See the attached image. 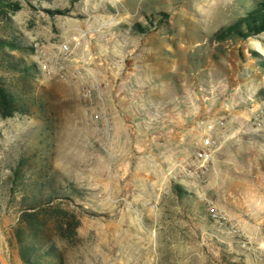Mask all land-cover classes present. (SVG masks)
Segmentation results:
<instances>
[{
  "label": "rangeland",
  "instance_id": "374dc122",
  "mask_svg": "<svg viewBox=\"0 0 264 264\" xmlns=\"http://www.w3.org/2000/svg\"><path fill=\"white\" fill-rule=\"evenodd\" d=\"M17 2L18 11L0 17V41L19 47L0 48V81L26 110L0 119L1 251L8 262L24 264L13 237L24 205L21 195L30 192L29 183H39L43 177L45 186L37 189L44 197L54 190L53 205L74 216L78 226L67 234L65 227L52 223L48 244L38 246L44 251L36 253L38 264H264L263 247L254 257L249 254L252 245L250 249L240 243L228 246L212 227L202 202L204 229L198 234L188 228L192 217L183 216L171 204L152 212L147 190L132 185L126 189L124 182L101 180L100 175L90 179L94 150L86 145L90 137L78 90L55 74L46 75L36 52L43 45L52 55L55 46L79 30L102 34L109 28H123L150 34L154 42L171 46L174 65L187 67L188 72L205 68L217 79H228L236 69L248 75L249 69H264V32L224 41H216L214 35L245 18L264 0ZM136 24L145 33L136 31ZM262 77L263 70L256 79ZM95 151L99 154L100 149ZM21 158L27 160L22 167L25 192L21 184L10 188L8 181ZM28 238L25 234V245L30 244Z\"/></svg>",
  "mask_w": 264,
  "mask_h": 264
},
{
  "label": "crops",
  "instance_id": "0c3cea01",
  "mask_svg": "<svg viewBox=\"0 0 264 264\" xmlns=\"http://www.w3.org/2000/svg\"><path fill=\"white\" fill-rule=\"evenodd\" d=\"M149 35L123 28L102 34L79 30L62 42L72 55L63 63L65 77L55 75L78 90L80 102L81 87H91L95 101L82 102L84 119L88 112H99L110 127L109 133L86 129L94 150L90 159L95 161L89 178L100 175L101 180L124 182L126 189L132 185L147 190L152 212L171 204L192 217L189 229L202 234L204 206L190 185H162L156 173L202 145L203 121L223 119L226 128L206 193L242 229L252 245L249 254L255 257L254 252L264 248V189L250 173L254 168L264 170V131L254 132L249 120L251 108L259 107L264 122V77L256 79L264 69H249L248 75L236 69L228 79L223 77L228 89L212 92L211 85L221 79L205 68L188 72L187 67L174 65L171 46L154 42ZM58 51L55 46L52 55ZM73 75L76 80H71ZM230 133L236 137L225 141L222 137ZM190 199L194 201L185 203Z\"/></svg>",
  "mask_w": 264,
  "mask_h": 264
},
{
  "label": "built area",
  "instance_id": "2783aa9c",
  "mask_svg": "<svg viewBox=\"0 0 264 264\" xmlns=\"http://www.w3.org/2000/svg\"><path fill=\"white\" fill-rule=\"evenodd\" d=\"M76 39H74V42ZM39 54V65L46 75L57 73L61 78L65 77L64 62L70 60L72 49L67 43L59 46V51L55 55H47L41 47L36 50ZM77 76H71V80H76ZM227 81L221 79L214 82L209 88L214 92L218 89H228ZM237 89L238 87H234ZM254 97V96H253ZM80 99L87 105L95 101L94 90L91 87L82 86L80 89ZM253 116L249 120L252 130L256 133L264 131V122L262 120V111L258 108H251ZM205 132V138L201 146L193 150L188 155L180 158L178 161L171 163L159 169L156 176L162 185H182L188 183L191 187V193L199 199L208 213L209 220L215 232L221 239L231 246L234 243H240L241 247L247 246L250 249V243L245 237L242 229L232 219L227 217L218 206L207 197L206 186L208 184V174L213 168L214 154L221 147L220 136L226 128V122L223 119L213 121H203L201 124ZM84 128L87 130L104 131L109 133L110 127L107 118L99 112H88L84 119ZM107 136V134H106ZM236 137V133H230L223 136L225 141ZM86 145L91 147L92 140L87 139ZM103 150L106 151L105 146ZM250 176L252 180L260 183V188L264 189V170L259 168L252 169Z\"/></svg>",
  "mask_w": 264,
  "mask_h": 264
},
{
  "label": "trees",
  "instance_id": "16d2710c",
  "mask_svg": "<svg viewBox=\"0 0 264 264\" xmlns=\"http://www.w3.org/2000/svg\"><path fill=\"white\" fill-rule=\"evenodd\" d=\"M19 9L20 6L17 0H0V17H6V15ZM134 29L139 33H145V29L139 24L134 25ZM261 32H264V2L258 4L245 18L217 31L214 39L216 41H224L230 37L246 39ZM0 48L17 50L19 47L13 42L0 41ZM24 108L25 105L0 81V119L11 118L16 113H25ZM26 161L21 158L16 162L8 180L11 184L10 188L21 184L24 186L22 191L25 192L26 180L24 179L25 174L22 172V167ZM39 180V183L36 181L29 183L27 186L32 189H29L30 192L26 191L25 196L21 195L20 201L24 205L22 204L19 210L17 226L13 233V237L18 241L19 257L24 264L39 263L36 253H41V250L44 252L42 247L48 244L47 238L50 230L53 229V225L59 229L65 227L67 234H72L78 226V221L74 216L60 211L57 206L53 205L54 198L52 194L54 190H50V195L44 197L42 192L37 189L45 186L44 178L41 177ZM25 234L29 236L30 244L28 245L23 242ZM39 245L43 246L39 249Z\"/></svg>",
  "mask_w": 264,
  "mask_h": 264
},
{
  "label": "water",
  "instance_id": "95a60500",
  "mask_svg": "<svg viewBox=\"0 0 264 264\" xmlns=\"http://www.w3.org/2000/svg\"><path fill=\"white\" fill-rule=\"evenodd\" d=\"M1 237H2V229L0 224V264H10L8 260L4 257L1 251Z\"/></svg>",
  "mask_w": 264,
  "mask_h": 264
}]
</instances>
